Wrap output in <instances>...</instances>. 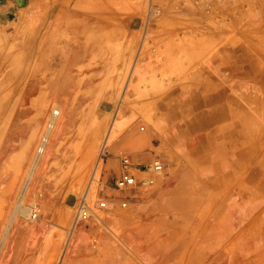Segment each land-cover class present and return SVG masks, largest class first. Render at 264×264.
Wrapping results in <instances>:
<instances>
[{"label":"rangeland","instance_id":"rangeland-1","mask_svg":"<svg viewBox=\"0 0 264 264\" xmlns=\"http://www.w3.org/2000/svg\"><path fill=\"white\" fill-rule=\"evenodd\" d=\"M80 1L70 0L61 8L59 0H0V41L15 22L28 18L32 28L41 27L42 49L29 53L28 76L20 88L15 89V79L0 87V240L12 220V241L9 238L2 244L3 264H73L90 254L98 263L158 264L163 256L164 264H196L193 256L210 258L226 246L246 252L214 264H263L264 225L259 220L264 219V205L247 210L257 197L250 198L249 194L246 202L240 190L224 180V185L231 187L217 189L220 203L214 207L206 196L212 189L205 186L201 171L186 179L191 164L169 140L168 132L154 124L157 116L147 114L150 108L154 113L175 112L176 101L169 95L174 89L179 93L181 84L173 87L167 86V81H139L130 100L127 94L145 45L152 51L177 48L184 38L187 46H199L201 42L204 59L224 50L237 54L244 51L238 48L250 40L245 30L251 22L264 25L261 5L246 9V4L236 3L231 7L235 17L219 21L204 19L192 0H87L86 12L74 8ZM8 5L18 15L4 19ZM64 15L70 18L63 19ZM4 22L8 23L6 27ZM69 31L78 37H73L72 46L62 53L56 37ZM214 33L223 36L214 38L215 46L203 47V36ZM35 36L29 35L28 41ZM225 43L234 47L224 49L221 46ZM20 54L7 53L12 61ZM62 54L65 58L60 61ZM166 54L175 62L172 52ZM163 55V50H146L142 61L152 62L154 57L161 61ZM2 72L4 69H0ZM257 85L264 96V83ZM152 89L158 90V97L150 95L153 98L146 103L152 102L153 107L144 105L140 97ZM55 90L58 93L53 95ZM164 94L166 100L160 98ZM54 107L61 113L57 116L59 128L57 124L52 159L47 161L51 140L30 176L32 159ZM82 124L89 133L99 130L100 139L90 164H72L70 169L78 174L70 178L63 172L61 158ZM134 129L138 139L146 134L144 143L118 144L115 140L117 131L128 136ZM124 156L131 159L138 179L135 186L121 188L118 177ZM158 159L164 170L147 171ZM82 169H87L84 176ZM148 179L153 182H145ZM176 196L188 203H175ZM83 199L91 212L76 225V212ZM125 201L127 205L123 206ZM214 219L219 220L218 227L209 225ZM251 220L254 225L245 228ZM73 225L76 231L72 233ZM239 233L244 235L239 243H231L232 234ZM78 237L79 245L74 244ZM164 239H175V244L171 243L174 246ZM99 251L111 254L104 256Z\"/></svg>","mask_w":264,"mask_h":264},{"label":"crops","instance_id":"crops-1","mask_svg":"<svg viewBox=\"0 0 264 264\" xmlns=\"http://www.w3.org/2000/svg\"><path fill=\"white\" fill-rule=\"evenodd\" d=\"M60 1H62L63 6L61 8H63L64 4L66 5L70 0H59V2ZM86 1L87 0H82L76 3L74 8L81 12H86ZM7 7L8 9H4V19L10 18L11 14L18 15L11 5ZM62 17L63 19L70 18L66 15ZM13 18L16 19V17ZM4 23L6 27L8 23ZM250 26L251 27L247 31L245 30V36H250V40L247 41L245 45H242L241 48H238L244 51L235 54L237 51L224 50L221 53L212 54L213 56L210 55L207 60L204 59L205 53L200 50V41H198L199 46L195 43H192V46H187V43L183 40L184 38H182L181 44L177 48L157 49L156 51H164V58L159 61L158 58L154 57L152 62L142 61L143 53H145L146 50L156 52L145 45L138 59V68L131 82L132 89L130 88L127 93L130 96V100L131 97L134 96L133 89L139 81H167V86L174 85L173 87L181 84L179 93H176L174 89L169 95L170 99L176 101L175 112L160 110L159 113H154L150 108L147 114L157 116L156 123L154 124H156L162 132H168L170 135L169 140L176 146L179 153L191 164V170L186 179L191 180L193 176L195 177L196 173L199 175L201 171L202 176H204L203 179L206 181L205 186L208 187V189H212L207 190L206 196L207 199L214 204V207L216 204L220 203L219 195L217 196V189L219 190L220 188V191H222L224 187L225 189L231 187L228 183L224 185V180H228L232 186L238 188V190H240L239 195L243 196L253 192V189L250 187V185L252 186V181L264 173V96L260 94L256 87L258 83L260 85L264 83V70L262 72V69H264V58L258 54V51H264V25L262 22L258 24L256 21H252ZM39 29L32 28L28 18H26L15 22L11 28L6 31L7 33L4 32L5 34L2 36V41H0V69H4V72L0 73V87L3 83L6 84L13 78L17 79L20 76L22 80H24V77L28 76L29 53H38L42 50L41 47L39 48ZM204 33V35L207 34L206 32ZM214 34L215 35L203 36V47L208 48L209 46H215L213 42L214 38L217 37L218 39V37L220 38L223 36L222 33ZM29 35L37 36L29 42L27 38ZM73 37H78L76 32L73 31L59 33L57 35L56 44H61V48L59 49L61 50L60 52L65 53V51L72 46V40L74 41ZM258 39L262 41L260 42ZM211 43L212 45H210ZM233 45V43H225L221 47L227 49L234 47ZM174 49L181 52L185 51L186 54L188 53L187 58L183 54L184 59L180 61V64L173 65L175 62L171 59L172 55L166 54V52H172ZM12 51H21V54L14 60L15 63L9 57L10 55H7L8 52ZM63 57L65 58L62 54L59 60L62 61L64 59ZM191 58L194 59L192 60ZM14 68L16 69L15 71ZM235 69L236 72L244 71L247 74V78L238 75L234 71ZM257 69H259V72ZM224 84L228 86L225 89L222 88ZM161 85L163 84L161 83ZM163 90L165 89L163 88ZM157 93L158 90L152 89L151 93L148 92L147 95H140L144 102L143 104L151 105L152 102L146 103V101L149 99L152 100L153 97H158ZM53 95H55V91H53ZM150 95L153 97H150ZM165 97L164 94L160 98L166 100ZM244 99H248V101ZM184 105H188V108L181 111ZM253 109H256L255 111L260 118L256 117ZM244 118L247 120L243 121ZM82 127L84 128L85 126L82 124L79 127L81 129L78 128L76 136H74L75 140H73L70 148L61 158L65 163V165L62 166L63 172L67 173V176L70 178L78 174L74 171L75 169H70L72 164L81 162L85 165L90 164L100 139L99 130L89 133L83 130ZM135 133V129L129 132L128 136L126 135L127 133L125 134L117 131L115 133V140L118 144L127 143L130 145H137L138 143H144V140L147 138L146 134H143L144 137L142 136L141 139H138L140 136L136 138L137 134ZM133 135L135 138H133ZM222 139L226 140V143H224ZM191 143L193 147H191ZM193 143L196 145L195 147ZM53 144L56 145V132L52 144H50L47 161L52 159ZM82 170L83 171H80L82 174L81 176H84L87 169H85V171L84 169ZM129 170L135 175L137 180L138 176L133 168V164L130 166ZM146 170L149 171V167L146 168ZM174 200L175 203H180V205L188 203V201L179 196H176ZM81 201L87 203L86 199ZM208 205L209 204L206 205L204 210L208 209ZM256 205H259V202L254 206ZM251 206L252 205H249L247 210L250 209V211H253ZM217 210H219V208ZM75 221L76 225L82 221L77 220V212ZM259 221L261 222L259 223L260 225H264L263 218ZM209 225L218 227L220 222L214 219L212 224L210 222ZM253 225L254 222L251 220L249 224H246L245 228L249 229ZM249 232L250 231L247 233ZM242 235L243 233L232 234L231 243H239ZM173 236L175 235L173 234ZM80 239L81 238L78 237L74 244L78 243L79 245ZM164 242L170 243L169 246L173 247L174 245L171 243L173 242V244H175V239L170 242L164 239ZM241 243H243V241ZM236 249L237 248L233 246L231 248L226 246L220 249L219 252L214 253L210 258H206L207 256L195 255L191 259L197 261L196 264H214V261L218 259H235L236 257L239 258L243 252H246L245 249ZM228 250L229 252H227ZM86 251L90 252V250ZM262 252H264V250ZM90 253L96 254V251H91ZM229 253L232 254V257H225ZM234 253L236 254L235 256H233ZM99 254L108 256L111 253L108 252V254H106L99 251ZM90 255L91 257L85 255V257L78 259L73 264H114L112 261L104 263L95 262L96 257L92 254ZM255 257H257V255H255ZM257 258H260V256ZM71 259L72 257L70 261ZM205 259H210V261L208 262L207 260V262L204 263ZM164 262V257H160L158 264H164Z\"/></svg>","mask_w":264,"mask_h":264},{"label":"built area","instance_id":"built-area-1","mask_svg":"<svg viewBox=\"0 0 264 264\" xmlns=\"http://www.w3.org/2000/svg\"><path fill=\"white\" fill-rule=\"evenodd\" d=\"M202 11V16L207 20H230L235 17V12L231 10L232 5L236 3L246 4L245 8L261 5V10L264 16V0H192ZM132 165L131 159L128 156L122 158L123 172L118 179V185L121 188L134 186L137 183L136 177L130 172L129 168ZM149 170L157 173H161L164 170L163 163L158 159L155 160L150 166ZM145 182L152 183V179H148ZM126 202L122 203L126 206ZM88 204L85 201H81L78 206L77 220L86 219L89 217L91 209L88 208Z\"/></svg>","mask_w":264,"mask_h":264},{"label":"bare ground","instance_id":"bare-ground-1","mask_svg":"<svg viewBox=\"0 0 264 264\" xmlns=\"http://www.w3.org/2000/svg\"><path fill=\"white\" fill-rule=\"evenodd\" d=\"M153 9V8H152ZM151 9V10H152ZM209 39V38H208ZM184 40V39H183ZM2 41V40H1ZM170 52V51H169ZM184 54V56L187 58V55H188V53L186 54V52L184 51V52H181V51H178V50H176V49H174V51H172V54L173 55H175L174 56V60H175V63H174V65H176V64H180V61L182 60V59H184V57H183V54ZM258 54L259 55H261L262 56V54L264 55V51H258ZM222 55V54H221ZM256 55V54H255ZM213 56V55H212ZM215 56V55H214ZM238 56V55H237ZM259 58V57H258ZM192 60L194 59V58H191ZM226 59V58H225ZM207 60V59H206ZM230 61V60H229ZM12 66H14V65H12ZM237 67V66H236ZM175 68H177V67H175ZM235 72H236V69L234 70ZM20 72V71H19ZM234 72V73H235ZM238 75H240L241 77H245V78H247V74L244 72V71H238V72H236ZM235 73V74H236ZM8 74H9V72H8ZM233 75V74H232ZM15 78H13L12 80H14ZM249 80V79H248ZM20 81H22V78L19 76L17 79H15V81H14V83H15V85H16V87H15V89H17V88H20L19 86H20ZM225 85V84H224ZM250 86V85H249ZM226 87H228L227 85H225V87L223 88V89H225ZM256 87L258 88V90L260 89L259 88V86L258 85H256ZM214 91V90H213ZM221 91H222V89H221ZM57 91L55 90V93H56ZM58 93V92H57ZM254 93V92H253ZM59 96L61 95V94H58ZM245 97V96H244ZM2 98L3 97H0V103L2 102ZM246 98V97H245ZM206 99V98H205ZM245 101H248V99H244ZM214 101V100H213ZM211 102V101H210ZM216 103V102H215ZM251 103V102H250ZM217 104V103H216ZM208 105V104H207ZM232 105V104H231ZM203 106V105H202ZM222 107H224V106H222ZM232 107V106H231ZM188 108V105H184L183 107H182V109H181V111L183 110V109H187ZM205 108V107H204ZM230 108V107H229ZM216 111H217V109H216ZM200 112V111H199ZM203 112V111H202ZM61 113V110H57V108L56 107H54V110H53V113H52V115L50 116V118H49V120H48V122H47V125H46V127H45V131H44V133H43V135H42V137H41V141H40V143H39V145H38V147H37V150H36V154H35V156H34V158L32 159V162H31V165H30V172H31V169L33 170L34 168H35V166L37 165V163L39 162V159L41 158V156L44 154V152L46 151V148H47V143L49 142V141H53V139H54V136H52V135H54L55 134V132H56V125L58 124V128H59V123L57 122V116L59 115ZM222 113V112H221ZM223 114V113H222ZM205 115V114H204ZM210 115V114H209ZM211 115H212V113H211ZM191 117V116H190ZM253 117V116H252ZM182 118V117H181ZM60 120H61V118H60ZM59 121V120H58ZM187 122V121H186ZM220 124V123H219ZM189 125V124H188ZM220 125H223V124H220ZM61 127V126H60ZM187 127V126H186ZM189 127V126H188ZM85 128V127H84ZM220 129V128H219ZM184 131V130H183ZM88 132V131H87ZM205 134V133H204ZM211 134V133H210ZM50 136H52L53 137V139H52V137H51V139H50ZM87 136V135H86ZM202 138V137H201ZM96 140H97V138H96ZM199 141V140H198ZM190 142H191V140H190ZM198 143V142H197ZM82 144V143H81ZM188 145H190V144H188ZM193 145H194V143H193ZM196 145H194V147H195ZM191 147H193L192 146V143H191ZM87 149V148H86ZM196 149V148H195ZM198 150H199V148H198ZM89 152H90V148H89ZM37 167H39V166H37ZM261 172V171H260ZM262 173V172H261ZM31 174H32V172L30 173V176H31ZM224 177V176H223ZM255 180H257V182L256 183H253L252 185L254 186L255 185V190H252L253 192L250 194V198H251V196H256L257 197V199L256 200H258L259 201V204H263L264 205V173H263V175H260L257 179H255ZM254 187H252L251 186V189H253ZM245 192V191H244ZM241 196V195H240ZM242 197H245V201L247 202V199H249V194H246V195H243ZM251 200V199H250ZM256 200H254L253 202H250V204L252 205V207L255 205V204H257V203H254ZM14 220V219H13ZM11 225H12V220H10V223L8 224V225H6V227H5V229H4V233H2L3 235H2V237H1V240H0V264H3V261H4V257H3V255H2V253H1V250H2V244H4L5 242H7L8 240H9V238H10V233H11ZM72 233H73V231L75 230V225H73V227H72ZM76 231V230H75ZM11 239V238H10ZM12 241V239L10 240V242ZM35 242V241H34ZM7 244V243H6ZM33 244V243H32ZM9 247V246H8ZM108 248H109V246H108ZM112 249V248H111ZM5 251V250H4ZM111 252L113 251V250H110ZM108 254V253H107ZM243 262L245 261V260H242ZM17 264V263H16ZM41 264V263H40ZM264 264V263H263Z\"/></svg>","mask_w":264,"mask_h":264}]
</instances>
